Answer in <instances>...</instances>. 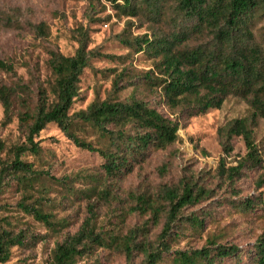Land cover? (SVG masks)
I'll use <instances>...</instances> for the list:
<instances>
[{
    "label": "rangeland",
    "instance_id": "374dc122",
    "mask_svg": "<svg viewBox=\"0 0 264 264\" xmlns=\"http://www.w3.org/2000/svg\"><path fill=\"white\" fill-rule=\"evenodd\" d=\"M164 6L165 11L153 19L141 12L134 17L123 16L105 0H0V60L14 67V73L0 69V82L25 85V88L16 86V90L29 98L30 104L37 99L39 89L52 96L54 76L47 63L48 51L55 49L71 56L79 45L81 33H85L87 50L100 55L92 56L83 69L70 113L85 109L94 99L136 97L178 123L175 142L165 148L151 149L144 160L139 159L118 177L105 174L101 166L103 159L98 154L78 147L57 125L48 124L35 138L41 147L40 154L25 153L23 158L50 174L40 178L33 195L34 198L46 196L44 210L64 224L52 230L36 221L17 206L21 199L19 188L8 189L0 194V200L7 204L4 214L19 228H28L43 239L30 249L13 248L10 259L0 264H47L55 243L67 232L77 230L86 216L88 195L82 192L88 189L108 190V199L98 200L92 194L91 200L97 202V230L117 238L97 247L91 255L78 258L75 264H145L142 252L136 247L127 259L123 241L129 232L136 230L137 242L149 241L156 247L166 217L162 211L158 212V220L149 211H134L139 201L135 195L162 204L161 188L187 178L196 181L207 193L181 210L168 237L169 251L157 264H172L174 251L200 249L209 246L211 239L240 250L235 256L213 264H254L253 244L264 232V184H257L263 169L244 166L231 180L217 170L220 158H225L227 166H236L246 154L243 139L235 137L231 140V154L225 155L219 129L252 112V93L245 96L229 93L220 108L200 114H191L185 108H170L156 81L148 83L145 78V75L160 76L159 57L148 51L135 53L120 41L121 36L132 40L142 34L167 35L180 28L188 30L190 23L177 17L173 0H165ZM128 21L131 23L127 24ZM39 24L44 25V33L34 28ZM247 29L252 34L248 43L262 49L264 58L263 10L252 14L247 20ZM209 39V35L192 33L185 44L190 48L203 47ZM117 76L120 80H115ZM21 105L19 100L14 103L15 113L22 109ZM3 120L0 104V141L5 146L2 156L8 157L9 148L24 142L25 136L16 117L6 123ZM73 132L96 147L103 145L98 131L86 123L75 125ZM253 140L264 164L262 118L253 127ZM70 190H75V195ZM246 202L251 206L246 207ZM193 220L200 221L201 226H194Z\"/></svg>",
    "mask_w": 264,
    "mask_h": 264
},
{
    "label": "trees",
    "instance_id": "16d2710c",
    "mask_svg": "<svg viewBox=\"0 0 264 264\" xmlns=\"http://www.w3.org/2000/svg\"><path fill=\"white\" fill-rule=\"evenodd\" d=\"M105 1L127 17L138 16L141 12L146 13L148 18L158 19L165 11V0ZM173 9L181 21H189L188 30L180 28L167 35L142 34L132 40L121 36L120 41L133 48L135 53L148 51L159 57L160 76L152 78L145 75V78L148 83L156 81L162 98L170 108H185L191 114H200L220 108L229 93L244 96L252 93V112L248 116L233 119L219 129L225 155L231 154V140L235 137L243 139L246 154L236 166H227L225 158H220L217 170L231 180L242 167L258 166L263 169V173L257 184L263 185L264 164L253 140V127L258 119H264V58L262 49L248 43L252 34L247 29V20L255 11H264V0H173ZM7 23L10 24V21ZM34 28L44 33L43 24ZM192 33L206 34L210 39L203 47L190 48L185 41ZM85 37L86 34L81 33L79 45L71 56L55 49L48 51L47 63L54 76L51 97L39 89L37 99L30 104L29 98L21 96L16 90L20 85L25 88V85L19 82L11 86L0 82L3 122H10L16 117L25 136L24 142L9 148L8 157L2 156L5 146L0 141V194L13 187L19 188V209L52 230L63 226L64 222L55 221L54 215L44 210L46 196L34 198L33 195L40 178L50 174L36 169L33 162L23 158L25 153L34 156L40 154L41 147L35 138L48 124L57 125L78 147L98 154L103 159L101 166L105 174L113 177L128 172L139 159L144 160L151 149L165 148L178 138L176 121L136 97L126 100L94 99L85 109L70 113L78 95L83 69L89 65L92 56L100 55L87 50ZM0 69L14 73L13 65L3 60H0ZM115 80H120V77L117 76ZM17 100L22 104V109L15 113L13 106ZM78 123H86L96 129L103 145L96 147L80 139L73 132ZM70 191L75 195V190ZM82 193L88 195L87 214L77 230L67 232L55 243L47 264H75L78 258L91 255L97 247L112 242L111 238H117L97 230V202L91 200L92 194L98 200L108 199V190L88 189ZM206 193L196 181L187 178L176 185H164L161 188L162 204L143 195H135L139 201L134 211H149L155 220L158 212L162 211L166 219L156 239V247H152L149 241L137 242L136 230L126 235L122 249L127 259L131 258L136 247L142 252L145 264H157L163 254L169 251L168 237L181 210L199 201ZM245 206L251 205L246 202ZM6 211L7 204L0 200V263L10 259L13 248L30 249L43 239L42 235L13 224L4 214ZM193 221L194 226H201L200 221ZM208 244L200 249L174 251L172 264H213L216 260L235 256L240 251L234 245L217 244L212 239ZM253 249L254 264H264V232L257 237Z\"/></svg>",
    "mask_w": 264,
    "mask_h": 264
}]
</instances>
